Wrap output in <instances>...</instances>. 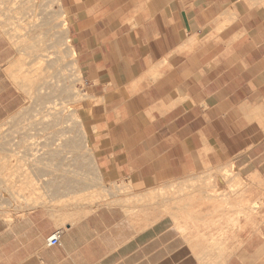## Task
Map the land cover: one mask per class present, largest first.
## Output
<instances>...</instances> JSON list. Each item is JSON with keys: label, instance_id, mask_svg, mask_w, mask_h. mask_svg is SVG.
<instances>
[{"label": "crops", "instance_id": "0c3cea01", "mask_svg": "<svg viewBox=\"0 0 264 264\" xmlns=\"http://www.w3.org/2000/svg\"><path fill=\"white\" fill-rule=\"evenodd\" d=\"M61 5L94 97L82 120L102 181L142 203L2 217L0 264H264V0ZM13 61L0 23V125L23 102ZM189 180L226 201L242 181L235 223L222 205L180 207L175 189Z\"/></svg>", "mask_w": 264, "mask_h": 264}, {"label": "rangeland", "instance_id": "374dc122", "mask_svg": "<svg viewBox=\"0 0 264 264\" xmlns=\"http://www.w3.org/2000/svg\"><path fill=\"white\" fill-rule=\"evenodd\" d=\"M61 2L62 0H58V1H55V0H0L1 11L3 12V14L5 13L4 15H0V23H2L4 36L8 40L9 44H11L14 54H15V61H13L11 67L8 69L7 72L11 76L13 85L15 86L16 90L20 93L21 97L23 98L22 104L19 106V108H17V110H15L14 114L0 125V148H3L4 150V151L2 150L0 151V157H3L2 160L0 158L1 160L0 163L4 164L3 167H0V184L2 181L5 189H7L5 190L3 185L2 187H0V218L3 217V218L11 219L13 214H17L19 212L21 213L22 211H25L31 208V206L32 207L37 206V205H40L41 203L42 204L50 203L51 206L53 205V207L54 206L56 207V205H58L57 207L59 206L67 207L75 217L84 216L90 213L92 210L98 207H101V206H117V205L123 206L126 203V206L131 207L132 209V208L139 207L142 203V202H131V201L125 202L121 200L120 199L121 195L127 192L128 189H124L116 185H110L108 183L103 182L101 174L95 164L96 161L93 162L91 159L92 157L89 158L90 155L92 156L93 153L90 148L89 142L86 145L84 143V138H82L83 132L86 134V130L83 126L82 119L85 114L90 113L92 111V104H93L94 97L90 92V87L87 82L86 75L83 74L80 69H79V72L81 74L82 79H81V84L77 83V88L85 96L84 98H82V100H78L75 103H72L69 105L70 108H73L74 110L77 111V114L79 115V116L77 115L79 123L77 122L76 124L75 121L69 120L68 122L70 124L66 122L68 123L66 124L68 127L67 130H66V127H64V124H65L64 123L62 125V128H64V135L60 134V136L57 135L58 131L56 127L54 128L49 127L43 131L39 130L36 132H32V134H31V127L29 128L24 127L25 124L23 123H26L24 122V117L31 118L32 116L31 114L32 113L31 106L33 104L32 99H31V93L33 91L31 90L32 86L35 83L41 84V85L45 83L44 85H46V81H50V80L54 81L52 84H53V87L56 88V90L53 94L56 100L59 94L57 89H59V87L64 84L63 83L65 81L64 77H67L71 73L72 67L71 65H69V63L71 62L72 59H75L77 62V54L73 46V40L70 34L69 22L67 24V19H66L67 14H66V11L62 8ZM59 5H61V8ZM37 10H39L40 12ZM32 12L34 14L39 13L38 15H40L41 13L42 15H44L43 21L45 22H39L38 19H34L37 23L33 22L31 20V16H33ZM19 14L20 15L22 14V15L19 16ZM10 17L12 18V20L8 19ZM6 21H9L10 23ZM61 21L65 22V25L68 28L69 37H70L69 43L72 45L73 50H74L73 55L67 52L65 40L64 39L59 40L57 29H60L59 25H61L60 23ZM15 25H18L19 27H21L20 30H18L17 28V30L20 31V32H17V35L20 34V36L18 35V37H16L14 35L11 37L10 34L13 33V30L16 27ZM45 57L47 59H45ZM49 59H51L50 60L51 64L49 62ZM38 65H40L41 67V72L36 74L34 73V68L37 67ZM35 78L37 79L35 80ZM86 96L88 98H86ZM19 115L21 116L18 118L17 116ZM14 116H16L19 119V121L17 119H14ZM22 116H24L23 120H22ZM20 118L22 121H20ZM74 123L76 124V126H73L74 127L73 129L71 125H73ZM80 125H82L83 127L80 128L81 127ZM77 126L80 129L77 128ZM19 127H23V128L19 129ZM15 129H19L18 132H14L15 136L23 135L25 138L22 141V144L18 143L20 139L11 141V140H8L4 135L1 136V134L3 133L11 131V130L13 131ZM76 131L77 133H75ZM73 134H75L74 139L77 140V144L72 147L69 142L70 140L73 139L74 137ZM59 137L66 139L65 141L66 150H65L64 155H62V160H61V163H63L65 166L63 167L66 169H69V168L71 169V167L75 166L73 163V157H75V155L79 156L78 157L79 160L81 159V157H84L85 160L89 158L87 159L88 161L87 160L85 161V164H83L81 168L85 171L83 172L84 175L85 176L87 175L86 177L92 180H80L79 181V180H35L34 179L35 176H32L33 173L31 172V158L34 157V154H35L34 152L37 149L47 151V152L54 150L56 152L58 148L57 143H58ZM31 144H32V150H33L32 152L30 151L31 149L29 147L31 146ZM23 145L27 146L26 150L29 147L28 149L29 154L27 153V155L24 156V158L20 159L15 156H10L11 154L9 152L7 151L5 152V150L9 148L10 146L19 148L20 146H23ZM69 148H71V150ZM68 151H71V153H66ZM68 154H70V156ZM51 159L52 157L48 155L45 158L43 157V159H40V163L38 164V166L39 167L42 166L44 167L45 170H48V166L55 163L54 159L53 160ZM38 169L42 170L41 168H38ZM68 175L70 176V174ZM223 175L227 178V180L228 179L235 180L233 179L235 177V174L232 169H228L227 171L224 172ZM68 181H71V183H73V185L75 186L77 185L76 187L77 190L82 189V188L83 190L85 189L84 193H82L84 197L89 195L93 190H96L95 192L99 191L100 197L96 199V201L94 200L92 204L87 203V202H84V204H80V205L71 204L70 202H72V199L70 200V198H72L73 195L71 194L72 192L71 193L68 192V190L72 191L70 188L67 190L66 186H67ZM240 182L242 183L241 185H240ZM32 183L35 184V187H36V189L34 190L32 189L33 187L31 186ZM8 184L9 185L12 184V185L9 186ZM65 187H66L67 193L65 192ZM108 187L110 191H106ZM9 189H12V191L15 190L13 192V195L11 196L8 194ZM169 190H170V193L173 192L172 188ZM175 190H177L176 193H178L181 197L179 201L180 207L187 208L188 204L190 203H191V206L194 205L196 208H205V207L209 208V206L211 205V208L213 211H219L222 205L224 209L228 210V214H233L232 216L228 217L229 224L235 223L236 216H237L236 213L237 212L239 213L240 212L239 210H241L244 204L246 203V201L243 200V196H245V192H244L245 186L242 181H239V183L234 182L232 184V186L230 187L231 192L228 196L227 201L223 199L222 197L217 196V198L212 199L213 196L211 197L209 194L204 195L206 194L205 191H207L208 189H205V184L201 182L198 183L197 181L195 182V180H189L188 183L187 181H181L179 185V189H175ZM166 191L168 194H170L168 190ZM63 192H65L64 194L66 196L64 195L63 197H59L58 198L59 200L57 201L49 200L50 198L55 197L51 194H57V193L62 194ZM144 203L152 204L154 203V201H151V202L144 201L143 204ZM256 206L257 205L255 203L253 204L252 207L256 208ZM212 225H214V223H212ZM215 240L216 239L213 237L212 241L214 242Z\"/></svg>", "mask_w": 264, "mask_h": 264}, {"label": "bare ground", "instance_id": "6f19581e", "mask_svg": "<svg viewBox=\"0 0 264 264\" xmlns=\"http://www.w3.org/2000/svg\"><path fill=\"white\" fill-rule=\"evenodd\" d=\"M55 1H58V0H55ZM60 6V8H61V5H59ZM32 7V6H31ZM38 7V6H37ZM33 9H34V7H33ZM37 9V8H36ZM37 11H39V10H37ZM34 12V11H33ZM32 12V13H33ZM40 12V11H39ZM31 13V14H32ZM35 13H37V12H35ZM5 14V13H4ZM3 14V12L1 11V8H0V15H4ZM39 13H37V14H34L33 13V16H31V20L33 21V22H36L34 19H38L39 20V22H45V21H43V19H44V15H42L41 13H40V15H38ZM22 15V14H21ZM20 14H19V16H21ZM3 18V17H2ZM9 20L11 19L12 20V18L10 17V18H8ZM6 22H9V21H6ZM10 23V22H9ZM37 23V22H36ZM61 23V25H59V28L60 29H57V33H58V36H59V40H65V43H66V47H67V52L69 53V54H71V55H73V53H74V50H73V47H72V45L69 43V41H70V37H69V31H68V28L66 27V25H65V22H63V21H61L60 22ZM12 24V23H11ZM16 27H15V29L13 30V33H9L10 35H11V37L12 36H16V37H18V35L20 36V34H18L17 35V32H20V31H18V30H20V28L21 27H19L18 25H15ZM52 26V25H51ZM32 27V26H31ZM17 28H18V30H17ZM55 31V30H54ZM51 34V33H50ZM49 35V34H48ZM55 38H56V36H55ZM43 51V50H42ZM47 56V55H46ZM51 58V57H50ZM45 59H47L46 57H45ZM50 60L51 59H49V62H50ZM48 61V60H47ZM53 63V62H52ZM54 63H55V61H54ZM38 64V63H37ZM49 64V63H48ZM50 64H51V62H50ZM69 65H71V73L67 76V77H64V84L63 85H61L60 87H59V89H57V91H58V97H57V99L55 100V97H54V92H55V90H56V88L55 87H53V82L54 81H52V80H50V81H46V85H44L45 83H44V81H43V85H41V84H34L33 86H32V89L31 90H33L32 91V93H31V99H32V102H33V104H32V106H31V114H32V116H31V118H25L24 116H22V120H23V117H24V122H26V123H23V124H25V128H29V127H31V134H32V132H36V131H39V130H46L47 128H49V127H51V128H54V127H56V129H57V131H58V136H60V134L62 135H64V128H62V125L64 124V127H66V130H67V125L66 124H68L69 122V120H71V121H75L76 122V124H77V122H78V114H77V111L76 110H74L73 108H70L69 107V105L70 104H72V103H75L76 101H78V100H82V98H84V94L82 93V92H80V90L77 88V83H80L81 84V79H82V77H81V74H80V72H79V69H78V66H77V62H76V60L75 59H72L71 60V62L69 63ZM48 68V67H47ZM41 72V67H40V65H38L37 67H35L34 68V73H36V74H38V73H40ZM47 72V71H46ZM27 75V74H26ZM29 76V75H28ZM27 76V77H28ZM37 78H35V80H36ZM56 83V82H55ZM29 85V84H28ZM27 85V86H28ZM55 86H56V84H55ZM82 93V94H81ZM54 98H53V97ZM86 98H88L87 96H86ZM92 98V97H91ZM34 111H36V112H34ZM78 115V116H77ZM21 115H19V116H17L18 118L20 117ZM16 116H14V119H17L18 121H19V119L17 118ZM12 119V118H11ZM13 119V120H14ZM21 120V118H20V121H22ZM66 122H68V123H66ZM73 123V122H72ZM79 123V122H78ZM70 124V123H69ZM76 124L74 123L73 125H71L72 127L73 126H76ZM70 126V127H71ZM81 127L80 128H82L83 126L82 125H80ZM20 128H23V127H19V129ZM77 128H79L78 126H77ZM79 128V129H80ZM19 129H15V130H11V131H8V132H5V133H3V134H1V136L2 135H4L8 140H19L20 139V141L18 142L19 144H22V141L25 139L24 138V136L22 135V136H15L14 135V132H18L19 131ZM73 129H74V127H73ZM65 130V131H66ZM72 130V129H71ZM76 130V129H75ZM82 130V129H81ZM78 131V130H77ZM77 131L75 132V133H77ZM83 131V130H82ZM61 132H63V133H61ZM71 133V132H70ZM81 133V132H80ZM79 134V133H78ZM75 134H73V136H74ZM75 138V136L73 137V139L72 140H70V145L73 147V146H75L76 144H77V140H75L74 139ZM82 138H84V143L87 145V143H88V139H87V136H86V134L83 132V137ZM78 140H79V138H78ZM65 141H66V139H63V138H58V148H57V151L55 152L54 150H51L50 152H47V151H43V150H36L34 153V157H32L31 158V172L33 173V175H32V173H31V175L32 176H35V180H92V179H89L88 177H86L85 175H84V173L83 172H85L82 168H81V166L83 165V164H85V161L87 160V159H89V158H91L92 159V161L93 162H95V159H94V156H93V154H92V156L90 155V157L89 158H87L86 160H85V158L84 157H81V159L79 160L78 159V157L79 156H76L75 155V157H73V163H74V165L75 166H73V167H71V169L69 168V169H66V168H64L65 166H64V164L63 163H61V160H62V155H64V153H65ZM81 141V140H80ZM18 143H16V144H18ZM11 145V144H10ZM35 146H36V144H35ZM81 146H82V144H81ZM30 147V151L32 152L33 150H32V144H31V146H29ZM29 147H28V149H29ZM26 148H27V146H25V145H23V146H20L19 148H17V147H12V146H10L9 148H7L6 150H5V152L7 151V152H9L11 155L10 156H15V157H17V158H24V156H26L27 155V153H28V149L26 150ZM38 148V147H37ZM68 148V147H67ZM70 150H71V148H69ZM77 149H79V148H77ZM4 151L3 150V148H0V151ZM74 150H76V149H74ZM29 151V152H30ZM42 151V152H41ZM75 152V151H74ZM91 152V151H90ZM89 152V153H90ZM66 153H71V151H68V152H66ZM29 154V153H28ZM50 156V157H52V159L51 160H53L54 159V164H51V165H49L48 166V170H45L44 169V167H39L38 166V164L40 163V159H43V157L45 158L46 156ZM69 156H70V154H68ZM68 156V157H69ZM1 158V160H2V158L3 157H0ZM66 158V157H65ZM69 159V158H68ZM0 160V161H1ZM88 161V160H87ZM64 162V161H63ZM79 162V163H78ZM96 164V163H95ZM3 165L4 164H1L0 163V167H3ZM37 166H38V168H41L42 170H39L38 168H37ZM64 166V167H63ZM96 166H97V164H96ZM37 168V169H36ZM67 168H68V166H67ZM98 169V168H97ZM94 172V171H93ZM68 174H70V176L68 175ZM31 176V177H32ZM97 176V175H96ZM236 177H238V175L236 176ZM92 178V177H91ZM96 179V178H95ZM100 179V178H99ZM98 179V180H99ZM33 180V179H32ZM93 180H94V178H93ZM78 181V182H79ZM65 182V181H64ZM67 182V181H66ZM76 182V181H75ZM95 182H97V181H95ZM94 182V183H95ZM101 182V181H100ZM8 183V182H7ZM52 183V182H51ZM50 183V184H51ZM87 183V182H86ZM42 184V183H41ZM47 184V183H46ZM99 184V183H98ZM1 186L0 187H2V185H3V187H4V184H3V182L1 181V184H0ZM6 185V184H5ZM9 185V184H8ZM12 184H10L9 186H11ZM61 185V184H60ZM83 185H84V183H83ZM33 188V190L34 189H36V187H35V184H33L32 183V185H31ZM44 186H46V185H44ZM52 186H53V184H52ZM7 187V186H6ZM67 190L70 188L72 191H69L68 190V192H72L71 194L73 195L72 196V198H70V200L72 199V202H70L71 204H84V202H87V203H90V204H92L93 202H94V200L96 201V199H98L99 197H100V192L99 191H97V192H95L96 190H93L89 195H87L86 197H84L83 196V194L82 193H84V191H85V189L83 190V188L82 189H76V187H77V185L75 186V185H73V183H71V181H68V183H67ZM66 187H65V192H66ZM84 187V186H83ZM4 189H5V187H4ZM13 189V188H12ZM12 189H9V195L11 196V195H13V192L15 191H12ZM42 189V188H41ZM45 189H47V188H45ZM55 189V188H54ZM59 189V188H58ZM86 189H87V187H86ZM5 190H7V189H5ZM4 190V191H5ZM51 190V189H50ZM49 191V190H48ZM64 191V190H63ZM106 191H110V189H109V187H108V189H106ZM65 192H63L62 194L61 193H57L58 195H57V197L59 198V197H63L65 194ZM78 192V193H77ZM47 193H49V192H47ZM67 193V192H66ZM74 194H76V195H74ZM154 194H156V193H154ZM54 195V194H53ZM54 196H56V195H54ZM66 196V195H65ZM67 202V201H66ZM69 203V202H68ZM67 203V204H68ZM37 204H38V202H37ZM43 205V204H42Z\"/></svg>", "mask_w": 264, "mask_h": 264}, {"label": "built area", "instance_id": "2783aa9c", "mask_svg": "<svg viewBox=\"0 0 264 264\" xmlns=\"http://www.w3.org/2000/svg\"><path fill=\"white\" fill-rule=\"evenodd\" d=\"M60 241V231L53 232L47 239L46 244L48 246L57 245Z\"/></svg>", "mask_w": 264, "mask_h": 264}]
</instances>
